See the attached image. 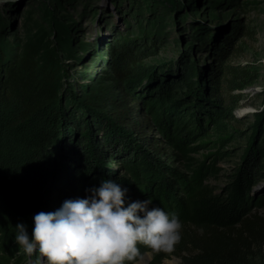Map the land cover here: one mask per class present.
<instances>
[{
    "label": "trees",
    "instance_id": "1",
    "mask_svg": "<svg viewBox=\"0 0 264 264\" xmlns=\"http://www.w3.org/2000/svg\"><path fill=\"white\" fill-rule=\"evenodd\" d=\"M228 53L226 47L219 49L212 69L200 74L186 60L179 71L173 62L154 69L145 62L150 52L123 45L106 60L110 66L107 85L82 98L64 86L62 65L40 61L34 49L11 60L1 55L0 229L4 245L16 243L18 222L25 223L31 235L34 214L57 210L65 189L77 192L87 185L99 186L103 179L120 184L132 181L109 165L122 159L144 199L151 197L153 204L168 211L173 203L183 221L209 230L200 238L202 264H251L254 256L264 252V192L254 188L264 175V110L258 114L261 124L238 183L228 195L203 187L189 189L187 198L180 201L174 194L177 180L155 172L149 176L148 163L159 167L158 162L136 144L137 140L153 144L147 133L155 123L165 125L175 115L187 116L200 127L209 122L218 134L235 142L246 137L239 130L243 122L235 109L241 98L235 91L253 84L257 75L230 63ZM51 203L58 207L52 209ZM139 247L143 252L149 246ZM0 264H8L1 255Z\"/></svg>",
    "mask_w": 264,
    "mask_h": 264
},
{
    "label": "rangeland",
    "instance_id": "2",
    "mask_svg": "<svg viewBox=\"0 0 264 264\" xmlns=\"http://www.w3.org/2000/svg\"><path fill=\"white\" fill-rule=\"evenodd\" d=\"M123 45L150 52L145 62L154 69L173 62L179 71L186 60L200 74L212 69L215 52L226 47L232 55L230 63L257 75L253 84L235 91L241 98L235 109L243 122L239 130L246 135L239 141L218 134L209 122L200 127L183 115H175L165 125L155 123L147 133L153 144L136 141L145 156L158 162L159 167L148 163L152 168L148 175L155 172L177 180L174 194L180 201L189 189L203 187L230 194L258 134L262 120L258 114L264 110V0H0V58L11 60L34 49L40 61L62 65L64 86L80 98L107 85L106 60ZM109 165L131 178L121 184L127 196L144 200L125 162L117 159ZM257 180L254 188L262 193L264 175ZM88 188L65 189L58 206L65 198L85 197ZM171 209L175 211L173 203ZM208 232L184 221L183 238L172 251L146 247L138 264H202L200 238ZM4 242L0 229V255L8 264H29L36 258L35 254L29 258L15 242ZM251 261L264 264V252Z\"/></svg>",
    "mask_w": 264,
    "mask_h": 264
},
{
    "label": "clouds",
    "instance_id": "3",
    "mask_svg": "<svg viewBox=\"0 0 264 264\" xmlns=\"http://www.w3.org/2000/svg\"><path fill=\"white\" fill-rule=\"evenodd\" d=\"M127 191L103 179L85 197L34 214L31 235L18 222L14 239L29 258L35 254L29 264H138L141 244L172 251L183 238L181 214L153 204L151 197L131 200Z\"/></svg>",
    "mask_w": 264,
    "mask_h": 264
},
{
    "label": "bare ground",
    "instance_id": "4",
    "mask_svg": "<svg viewBox=\"0 0 264 264\" xmlns=\"http://www.w3.org/2000/svg\"><path fill=\"white\" fill-rule=\"evenodd\" d=\"M140 264H141V263H140ZM142 264H144V262H143Z\"/></svg>",
    "mask_w": 264,
    "mask_h": 264
}]
</instances>
